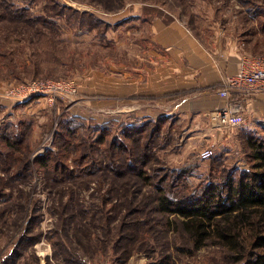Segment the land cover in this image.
<instances>
[{
  "label": "rangeland",
  "instance_id": "374dc122",
  "mask_svg": "<svg viewBox=\"0 0 264 264\" xmlns=\"http://www.w3.org/2000/svg\"><path fill=\"white\" fill-rule=\"evenodd\" d=\"M14 1L16 6L26 9L27 21L12 18L6 7L0 15V133L13 131L10 125L27 133L32 159L62 150L70 154L68 163L74 164L79 150L70 152L64 145L59 146V134L66 132L65 124H70L75 136L84 135L83 144L87 145L84 153L91 159L101 157L100 150L105 143L100 145L97 141L104 134L106 141L117 138L122 141L127 127L150 122L151 127L161 125L151 147L159 158V162L151 161L157 169L156 176L164 173L160 170L167 169L173 178L179 174L181 183L186 184L181 185L180 190L186 194L198 184L203 187L215 182L223 169H234L239 174L250 168L248 140L250 136L264 139V114L260 109L246 105V119L219 131L217 141L212 143L210 123L199 126L195 124L196 115L189 118L185 111L163 107L159 100L153 99V105L146 108L134 106L131 97L127 105L123 103L117 109L115 86L108 87L107 92L104 78L114 82L110 77L114 78L116 63H130L132 54L126 59V52L134 50L133 39L138 43L133 53L137 56L144 53L138 45L144 46L148 36L143 25L146 18L177 19L204 44L234 45L243 53L262 55L264 37L257 26L264 21V0H125L121 9L114 10L106 9L95 0ZM115 4L118 7V3ZM43 33L53 40L43 39ZM101 73L110 76H104L101 82ZM48 80L66 82V90L35 94L22 101L7 97L16 86ZM256 95L263 96L258 100L263 103L264 94ZM147 101L139 98L133 103L147 105ZM70 139L73 141L69 143H80V138L67 137ZM211 145H214V155L203 159L201 151ZM90 159L76 160V163L84 161L83 165L90 167ZM21 173L12 181L11 199H0V208H3L0 212V264H60L62 258L55 256L51 241V232L58 220L59 187L49 185L37 165L31 176ZM98 182H91L86 196L90 192L98 194L94 190L99 188ZM168 183L170 181L164 184L169 189ZM73 185L77 186L75 183L63 185L64 200H68ZM142 195L143 192L135 200L139 201ZM7 205L9 208H5ZM96 222L100 224L102 220ZM91 229L96 235L103 232L99 226H91ZM84 248L81 250H86ZM95 250L94 255H84L83 260L88 264H152L159 257L137 250L134 255L138 260L132 262L133 255L126 263H121L112 250L107 253L94 244L89 253ZM174 256V264H227L221 250L213 246L204 247L193 256L181 253ZM232 264H246V261Z\"/></svg>",
  "mask_w": 264,
  "mask_h": 264
},
{
  "label": "trees",
  "instance_id": "16d2710c",
  "mask_svg": "<svg viewBox=\"0 0 264 264\" xmlns=\"http://www.w3.org/2000/svg\"><path fill=\"white\" fill-rule=\"evenodd\" d=\"M95 1L108 10L121 9L126 4L125 0ZM5 7L12 18L26 23L25 8L16 6L14 0H0V15ZM257 30L264 37V21ZM44 38L53 40L43 33ZM10 126L13 131L0 133V199H11L12 181L21 172L31 176L36 165L49 185L59 187L58 220L51 241L55 256L62 258L60 264H88L84 255L96 253L97 250L89 253L94 244L107 253L112 250L121 263L138 250L150 257L157 254L159 257L152 264H174V253L193 256L198 250L213 246L221 250L227 264H264V139L250 136L249 169L239 174L234 169H217L222 175L216 176L215 182L203 187L198 184L186 194L180 190L186 184L181 183L179 174L173 178L167 169L156 176L158 172L151 161L159 162V158L151 147L161 130L159 124L131 125L124 131L122 141H106L104 134L97 141L100 145L105 143L100 150L102 158L91 159L84 153V135L75 136V130L65 124L66 132L59 134V146L64 145L70 152L79 150L73 165L68 163L70 154L62 150L32 159L27 133L16 125ZM67 137L80 138V143H69L73 140ZM87 158L90 167L83 165ZM81 159L84 161L77 164L76 160ZM94 180L100 184L94 189L98 194L90 192L86 196ZM167 181L169 189L165 186ZM67 183L77 186H71L70 196L64 200L62 187ZM142 192V198L135 200ZM97 219L102 222L98 224ZM97 225L103 230L101 235L91 229Z\"/></svg>",
  "mask_w": 264,
  "mask_h": 264
},
{
  "label": "crops",
  "instance_id": "0c3cea01",
  "mask_svg": "<svg viewBox=\"0 0 264 264\" xmlns=\"http://www.w3.org/2000/svg\"><path fill=\"white\" fill-rule=\"evenodd\" d=\"M143 25H146L144 30H147L148 36L144 39V46L138 47L144 53L140 56L133 53L138 44L133 39L134 50L126 52V59L132 54L131 61L116 63L114 78L110 77L114 82L104 78L110 75L101 73V82L104 78L107 92L108 87L115 86L116 108L123 103L127 105L131 97L134 106L146 108L153 105V99H156L163 107L185 111L189 118L196 115L195 124L199 126L209 123V112L223 103L218 91L225 78L237 72L244 53L234 45L204 44L177 19L146 18ZM139 98L148 100L147 105L133 103ZM247 98L248 108L253 106L264 114V102H258L263 99L262 95L252 94ZM248 108L245 109V119ZM209 128L213 143L219 137V130ZM135 259L139 257L134 255L132 262Z\"/></svg>",
  "mask_w": 264,
  "mask_h": 264
},
{
  "label": "built area",
  "instance_id": "2783aa9c",
  "mask_svg": "<svg viewBox=\"0 0 264 264\" xmlns=\"http://www.w3.org/2000/svg\"><path fill=\"white\" fill-rule=\"evenodd\" d=\"M65 84L64 81L53 80L29 82L12 88L7 97L13 101H22L35 94L64 91ZM252 94H264V54L244 53L237 72L227 76L218 91L223 103L208 114L211 128L221 131L241 124L245 119L247 97ZM49 99L52 100L53 97ZM214 153V145H211L201 151V157L209 159Z\"/></svg>",
  "mask_w": 264,
  "mask_h": 264
}]
</instances>
